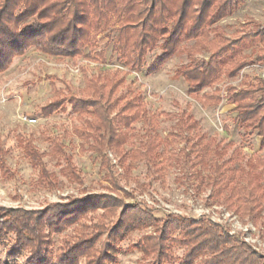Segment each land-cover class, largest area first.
Listing matches in <instances>:
<instances>
[{"label":"rangeland","instance_id":"rangeland-1","mask_svg":"<svg viewBox=\"0 0 264 264\" xmlns=\"http://www.w3.org/2000/svg\"><path fill=\"white\" fill-rule=\"evenodd\" d=\"M254 22L264 23V0H244L233 14L219 20L218 25L224 36L234 37ZM111 27L98 33L95 46L86 47L80 55L53 56L30 46L0 72V206L43 211L51 205H68L76 198L104 194L121 200L122 205L105 219L106 229H102L94 245L97 252L109 242L110 228L126 204H138L152 211L154 217V223L123 233L116 239L114 260L109 264H149L152 257L143 255L140 238L156 236L157 228L167 217L210 222L229 235L231 245L244 243L260 258L259 264H264V205L256 214L243 216L222 196H214L209 183V176L213 174L209 164L215 160L212 150L216 143L225 147L221 160L228 161L226 176L232 182L236 181L235 170L249 156L254 153L264 156V150L259 151L260 137L256 130L238 125L234 105L227 100L230 87L238 90L260 77L264 63L250 64L237 76L224 77L193 94L183 77L175 74V69L188 61L184 53L172 55L158 70L148 73V63L159 53L158 49H153L146 53L145 64L140 69H129L114 50L115 32L112 29L108 34ZM185 45L193 47V41ZM243 53L249 59L254 56L251 48ZM207 56L204 52L196 54L197 58ZM94 74L101 75L102 84L109 80L106 78L121 79L113 98L124 94L127 98L136 96L144 103L147 119L139 118L131 124L122 151L140 148L148 136L152 137L159 142L155 150L156 167L145 158H127L122 163L109 147L99 156L90 146L92 140L82 136V119L72 111L69 99L85 98L83 88ZM203 93H216L220 101L204 106L201 104ZM55 98L64 99L62 106L43 116L40 109ZM119 107L111 111V116ZM183 110L197 122L187 135L191 143L200 144L198 156L189 151L187 141L170 136L171 132L178 131L176 123ZM201 135L203 137L199 138ZM28 143L40 153L49 174L43 180L38 166L25 154L24 147ZM182 147L186 148L188 156L180 152ZM69 169H74L76 175L70 174ZM103 212L99 207L89 210L59 232L49 234L53 258L58 253L65 254L62 248L66 250L79 235L93 234L92 224L100 220ZM47 231L45 227L48 235ZM180 238L183 237L178 228L171 231L166 241L173 264H181L184 254ZM10 246L9 241H0V262L23 264L24 258L7 260L5 250ZM208 254L205 251L198 260ZM86 260L85 256L80 257L79 264H86Z\"/></svg>","mask_w":264,"mask_h":264},{"label":"trees","instance_id":"trees-1","mask_svg":"<svg viewBox=\"0 0 264 264\" xmlns=\"http://www.w3.org/2000/svg\"><path fill=\"white\" fill-rule=\"evenodd\" d=\"M244 0H0V72L4 71L15 56L26 49H35L53 56L75 57L86 48L94 47L96 35L107 30L115 32L113 47L119 59L129 69H140L145 64L146 53L158 49L159 53L147 65V72L158 70L172 55L184 53L188 61L175 69L183 77L189 92L199 93L206 86L232 78L250 64L264 63V23L254 22L239 35L226 37L219 20L233 14ZM193 41V47L185 43ZM253 49L254 56L248 58L243 50ZM207 53L197 58L196 54ZM103 56V52L100 53ZM101 75L87 79L83 97H70L73 112L82 119V136L90 143L94 152L101 156L109 147L119 155L120 161L127 158L151 160L156 157L159 142L147 137L140 148L122 151L127 142V130L139 118L146 120L144 103L136 96L127 98L121 94L114 97L121 79H109L100 83ZM227 100L234 105L235 119L240 127L254 129L260 137L259 151L264 150V79L256 77L236 90L230 87ZM65 98V97H64ZM124 101L123 103H120ZM220 101L219 95L203 93L201 104L212 106ZM64 99L55 98L40 111L47 116L60 108ZM120 106L114 116L111 111ZM196 120L184 110L178 116V131L171 132L173 138L187 141L189 151L198 156L199 145L190 140L187 132L196 126ZM76 131L78 130L75 127ZM149 134V131H146ZM201 135L199 138H202ZM203 147L206 144H201ZM26 156L38 166L43 178L48 172L40 153L28 144ZM60 150V148H59ZM180 152L188 156L186 148ZM225 147L216 143L212 154L215 160L209 164L213 174L209 183L214 196L224 201L243 216L259 212L264 205V156L254 153L237 167L232 182L226 176L229 167ZM220 160V161H219ZM229 160V159H228ZM130 164H128L129 166ZM76 175L74 169L68 171ZM122 201L108 195H88L72 200L68 205H51L43 211H28L20 208L0 206V241L11 243L6 251L7 260L24 258L23 264H79L82 256L86 264H109L116 252L115 241L123 233L154 223L152 211L135 203L126 204L113 223L109 242L101 251L94 249L95 242L106 229L105 219L110 218ZM104 209L99 221L92 224L93 234L74 241L53 258V242L49 234L59 232L85 215L89 210ZM48 230L44 232V228ZM181 230L179 242L184 245L181 264H259L260 258L249 251L244 243L231 245L226 232L203 220L167 217L157 228V235L140 238L139 248L144 256L151 255L149 264H173V256L166 243L171 231ZM103 229V230H102ZM98 234V235H96ZM230 244L229 247L223 245ZM61 249V248H60ZM208 251L206 258L198 260ZM0 264H3L0 262ZM4 264H9L5 262Z\"/></svg>","mask_w":264,"mask_h":264},{"label":"built area","instance_id":"built-area-1","mask_svg":"<svg viewBox=\"0 0 264 264\" xmlns=\"http://www.w3.org/2000/svg\"><path fill=\"white\" fill-rule=\"evenodd\" d=\"M262 79H264V72L262 73V75L260 76ZM34 119H31V121H33Z\"/></svg>","mask_w":264,"mask_h":264}]
</instances>
